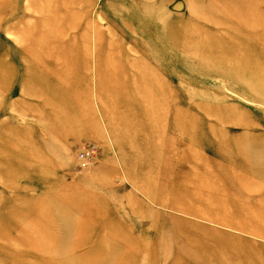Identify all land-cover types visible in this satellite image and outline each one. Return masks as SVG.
Segmentation results:
<instances>
[{"label":"rangeland","instance_id":"374dc122","mask_svg":"<svg viewBox=\"0 0 264 264\" xmlns=\"http://www.w3.org/2000/svg\"><path fill=\"white\" fill-rule=\"evenodd\" d=\"M1 1L0 264H264V0Z\"/></svg>","mask_w":264,"mask_h":264},{"label":"bare ground","instance_id":"6f19581e","mask_svg":"<svg viewBox=\"0 0 264 264\" xmlns=\"http://www.w3.org/2000/svg\"><path fill=\"white\" fill-rule=\"evenodd\" d=\"M0 2L2 3V1L0 0ZM249 9H251V8H249ZM61 32H64V33H67L66 32V30H62ZM57 33V32H56ZM96 33L97 32H95L94 33V36H95V38L97 39V36H96ZM60 35V34H59ZM23 36V35H22ZM35 42H37V41H35ZM97 43V42H96ZM96 46H98V44H96ZM32 47V46H31ZM31 49V48H30ZM47 48H42L41 47V45H39V43H36L35 45H34V50H37V51H43V56L45 55V50H46ZM31 51V50H30ZM34 54H36V52L35 53H33V54H30L27 58L28 59H26V62H27V64L28 65H30L31 67H32V69H27V75L28 74H30V76L32 75L33 77H36V76H40V75H43V74H49L50 73V70L49 69H46L45 68V70H36L34 67H36V66H38L40 63H41V61L43 60V56H42V60H40V58L38 57V56H35ZM58 54V53H57ZM55 58V57H54ZM19 59V58H18ZM58 59H61V58H58ZM19 62H21L20 60H19ZM22 63H23V61H22ZM50 63V62H49ZM25 64V63H24ZM61 64L63 65V68L62 69H60L59 71H55L54 73L57 75V77H58V79H64V78H66V77H68L69 76V74H70V70H71V66H70V61L69 60H64V61H62L61 62ZM28 68H30V67H28ZM5 70H7L6 68H4ZM5 70H1L0 71V73H1V75H6L7 73H6V71ZM54 78V77H53ZM96 155H97V150H94L93 151V157H96Z\"/></svg>","mask_w":264,"mask_h":264},{"label":"built area","instance_id":"2783aa9c","mask_svg":"<svg viewBox=\"0 0 264 264\" xmlns=\"http://www.w3.org/2000/svg\"><path fill=\"white\" fill-rule=\"evenodd\" d=\"M94 150H96L95 149V146H94V144L92 143V142H90V143H84L76 152L77 153H86L87 155H90L91 156V154L93 155V151ZM93 156L91 157V159L93 160ZM87 157H85V159H84V161L82 162V163H86V161H87Z\"/></svg>","mask_w":264,"mask_h":264}]
</instances>
